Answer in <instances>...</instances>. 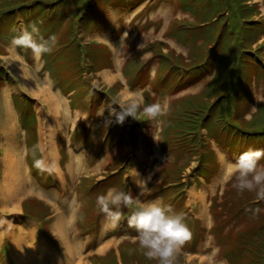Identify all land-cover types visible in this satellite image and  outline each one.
I'll return each instance as SVG.
<instances>
[{
	"label": "rangeland",
	"instance_id": "obj_1",
	"mask_svg": "<svg viewBox=\"0 0 264 264\" xmlns=\"http://www.w3.org/2000/svg\"><path fill=\"white\" fill-rule=\"evenodd\" d=\"M39 1L34 6L35 0H29L34 7L27 9V2L13 5L9 0H0V71H6L0 72V132L4 129L0 158H4L12 129L7 120L8 100L15 119V140L24 146L27 164L31 165L29 169L25 166L27 190L23 192H29L21 200V209L0 205V243L19 242L21 222L34 230L33 220L39 218L55 238L75 231L82 244L92 245L94 241L88 234L98 233L102 227L99 222L106 219L96 197L113 187L126 190L128 183L127 188H132V195L140 202L159 199L171 205L175 213L184 215L192 233L189 240L194 238L195 244L186 241L175 264H264V242L259 248L250 239L253 248L242 246L254 230L264 235V199L255 192L239 194L232 187L234 179L226 178L228 162L249 149H264V134H260L264 133V0L247 2V6L258 7L259 11L256 15L251 11L248 17L242 10L244 0H85L79 13L69 11L74 0ZM59 3L63 11L57 8L56 13L50 12ZM32 24L39 29L38 41L55 37L52 51L42 58H37L31 48L11 44L14 36ZM109 37L113 44L102 42ZM12 50L31 72L28 83L38 87L50 84L59 97L68 98V120L55 137L62 154L60 162L68 167L75 154L79 161L76 202L68 206L73 221L66 230H58L56 225L60 212L67 208L64 197L57 200L60 186L53 184L55 175L49 168L41 171L32 165L36 145L43 156L40 122L43 117L47 126L50 106L46 101L43 105L40 95L36 97L27 88L29 85L13 65ZM105 69L118 76L112 81L105 79ZM125 89L142 92L145 104L159 101L167 105L165 114L147 120L141 112L136 119L128 117L123 124L117 123L112 113L128 99ZM203 101L212 105L207 107L211 109L209 136L203 130L210 148L202 146L200 152H190L180 140L173 141L171 119L177 109L194 108ZM35 105L43 116L39 117ZM79 136H86L84 146L82 142L75 143ZM130 152L134 157L130 169L121 167ZM98 154L101 158L94 161ZM144 158L149 161H143L147 163L146 179L135 164ZM260 163L264 164V159ZM4 168L2 163L0 175ZM256 208L261 211L256 213ZM132 211L133 208L122 209L127 216ZM26 215L28 220L24 219ZM11 219L22 221L16 224V233L5 235ZM112 229L108 236L137 235L128 222ZM43 237L45 233L41 231L38 240ZM119 239L107 252L91 257L92 264H104L113 257L112 264H123L122 255L130 264H141L146 256L137 238ZM30 242L36 247L34 237ZM12 246L7 243L4 251L10 253ZM239 249L244 251L243 257ZM42 251L37 246L21 258L20 264L42 263ZM68 255H55L58 262L54 264H69ZM13 256L19 261L18 255ZM147 262L158 264L156 260ZM0 264L14 263L0 257Z\"/></svg>",
	"mask_w": 264,
	"mask_h": 264
},
{
	"label": "clouds",
	"instance_id": "obj_2",
	"mask_svg": "<svg viewBox=\"0 0 264 264\" xmlns=\"http://www.w3.org/2000/svg\"><path fill=\"white\" fill-rule=\"evenodd\" d=\"M39 29L35 24L23 28L14 36L11 44L15 47L31 48L35 56L42 58L52 51L55 37L36 38ZM139 97V98H137ZM167 105L159 101L145 104L143 94L133 93L119 104V110L113 109L117 123L123 124L128 117L136 119L143 113L147 120H156L165 114ZM38 148L39 146H35ZM264 149H249L239 155L234 162H228L226 178L234 179L232 187L239 194L255 192L257 197L264 199ZM34 166L44 169L42 159H35ZM100 211L105 214L112 228L118 227L123 218V208H133L127 222L137 232V240L144 255L158 264H175L176 256L183 245L191 238V229L185 222L183 214L175 213L171 205L156 199L147 203L140 202L131 191L109 188L96 197ZM260 208L255 212L259 213Z\"/></svg>",
	"mask_w": 264,
	"mask_h": 264
},
{
	"label": "bare ground",
	"instance_id": "obj_3",
	"mask_svg": "<svg viewBox=\"0 0 264 264\" xmlns=\"http://www.w3.org/2000/svg\"><path fill=\"white\" fill-rule=\"evenodd\" d=\"M12 52H13L12 57L14 58L12 59L13 65H16L14 67L17 73L21 74L23 80H25V83H27L30 86L29 87L26 84L27 88L29 90L32 89V91L37 94L35 95L36 97H39L40 95L43 105H46L45 104V101H46L50 106V111L46 112V117L48 119L47 126L44 127L43 117L40 122V138H41L40 145H41V149L44 152L46 160L48 159L51 162L54 159V163H55V159L56 157H58V151H57V146H56L57 142H56L55 137L58 135L57 134L58 131L64 128L66 120H68V109H69L68 98L66 96L65 97L61 96L60 98L59 95L56 93V91L52 89V86L50 84L49 86L45 85L44 87H41V86L38 87L37 84L28 83L27 78L29 77V75H31V72L28 69H26V64L24 66V63L20 61L19 55L14 53L15 52L14 50H12ZM15 59L18 62H16ZM116 76H118V74L113 75L110 72V70L108 69L104 70L105 79L112 81V79L115 78ZM37 87L38 89L36 90ZM25 90L27 91V89ZM130 91H131L130 89L124 90L125 97L129 98L130 94H133V93H130ZM63 102L65 103V106ZM6 106H7V116H8L7 120H8V123L11 124L12 129H11V135L7 138L8 148L3 153L4 158H0V165L3 163L5 166L4 170L2 171L0 175V186L3 189L4 188L7 189L11 193L12 199L10 202L14 205L13 209H17L15 198L23 194L24 193L23 191L26 190V189L24 190L25 184L27 181V178H26L27 172L25 168L26 155H25L24 146H21L19 143H17L18 140H15V133H14L15 129L13 127V125L15 124V119L12 114L13 110H12L11 102L7 100ZM35 108L37 110L39 117L43 116V113L40 111L39 106L35 105ZM44 131L46 132L44 133ZM0 135H2V139H3L4 129L1 130ZM48 142L49 144H47ZM0 149H1L0 151H2L1 141H0ZM193 197H194V194H193ZM189 203H191V201H189ZM62 214L63 213L60 212L59 214L60 218ZM71 219L73 220L72 214H71ZM19 221H22V220L21 219H15V220L11 219L8 221L7 232L9 234H13L15 232L16 224H18ZM60 226L63 227V224H60ZM20 232H21L20 241L17 242V244L15 245L16 246L15 249L17 252L19 251L18 253L19 255H21L22 257H25L30 252V245H31L30 239L35 235V231L31 229L30 224L26 228V226L23 225V222H21ZM110 244H111V241H110ZM108 246L109 245L102 246L99 249V251L105 252ZM79 248L83 249L84 245L79 243ZM42 249H43L42 251L43 260L41 261L42 263L40 264H54L58 262L57 261L58 259L56 258L55 253L51 250V247H49L45 242L42 243ZM73 254L74 253H71L72 256ZM194 255H197V254H194ZM32 263L34 264V262ZM75 264H86L85 257L82 256L81 258H79Z\"/></svg>",
	"mask_w": 264,
	"mask_h": 264
},
{
	"label": "trees",
	"instance_id": "obj_4",
	"mask_svg": "<svg viewBox=\"0 0 264 264\" xmlns=\"http://www.w3.org/2000/svg\"><path fill=\"white\" fill-rule=\"evenodd\" d=\"M9 1L10 2H8V3H11V4L13 3V5L18 4V3L24 4V3L27 2L26 3V4H28L27 5L28 6L27 9L28 8L32 9V7L36 6V4L41 3L39 0H35L34 6L31 7L30 4L28 3L29 0H9ZM84 1L85 0H74L73 3H71V5L69 7V11H74L76 13H79L81 11V9L83 8L82 5H83ZM248 1H250V0H244L243 4L245 3L246 5H244L242 7V10L246 13V17H248V15L251 14V11L254 12L253 13L254 15L259 14L258 7L255 8V7H253V5L247 6V2ZM43 4H44V2H43ZM10 5H7V6H10ZM44 6H45V4H44ZM61 6L62 5L59 3L58 5H56L52 9H50V12L54 11L56 13L58 11L57 8H59L60 12L63 11V8H61ZM240 6H241V4H240ZM222 7L225 8L223 2H222ZM239 8L241 9V7H239ZM0 12H1V10H0ZM2 12H4L3 8H2ZM71 33H72V35L74 34V25H73V27L71 29ZM76 46H77L78 52L80 54L79 47H78V45H76ZM212 49L213 48H211V51H212ZM202 66L203 65L198 64V67H202ZM207 66L208 65H206V67ZM0 72L6 74L5 70H2ZM205 96H207V95H205ZM221 96H223V95H221ZM189 102L193 103L192 101H189ZM210 106H212V105H210L209 103H206V102L203 101V102H200L197 105L194 104V106H193L194 108H190V109L187 108L184 111H182L180 109H177L176 112H174V117H172V119H171V121L173 122V126H172V135H173L172 137L174 139L173 141L179 142L177 140H180L181 143H183L187 147H189V148H187V147L184 146L190 152L194 151L196 149H199V152H200L201 151L200 147H202V146L204 148H207V146H209V138L203 135V130L206 129L207 135L209 136V130L207 131V121L210 118L211 109H208L207 107H210ZM33 116H34L35 122H37L36 116H35L34 113H33ZM260 134H264V133L260 132ZM201 139H203V141H201ZM116 142H117V140H116ZM208 148H210V146ZM213 155H214V153H213ZM33 157H34V159H36V158L39 159L40 158V152H39V150L37 148L34 150ZM203 158H204V154H201V159H203ZM120 176L122 177V175H120ZM119 182H120V180H119ZM119 185L121 186V183ZM173 186H175V184ZM173 186L169 187L167 189V191L169 192L170 190H172L171 188ZM250 200H252V199H250ZM250 200H248L245 203H248ZM262 202H264V200ZM258 205H260V203L249 205V208L252 207V206H258ZM24 209L26 211V208H24ZM173 211H175V210H173ZM255 231L256 230H254V232ZM254 232L251 235L248 236L247 242L242 245L243 247H245V248H247V247L253 248L251 246L252 241H249L250 239H252L254 242L257 243V246L259 248H261L260 244H261V242H264V239H262V238H264V235L261 234V230L260 231H256L255 234L258 237L255 238ZM189 242L190 243L192 242L193 244H195V239L192 238L191 240L188 241V243ZM239 252H240V255L243 257L241 252H244V251L239 249ZM112 253L115 255L114 251ZM122 257L125 259L123 264H130V263H128V259L125 257V255H122ZM113 258H109L106 261V263L104 262V264H112V259ZM95 260H97V259L95 258ZM148 260L149 259L147 257H144V259L141 261V264H148V262H147ZM156 263H158V262L156 261ZM114 264H117V263L115 262Z\"/></svg>",
	"mask_w": 264,
	"mask_h": 264
},
{
	"label": "crops",
	"instance_id": "obj_5",
	"mask_svg": "<svg viewBox=\"0 0 264 264\" xmlns=\"http://www.w3.org/2000/svg\"><path fill=\"white\" fill-rule=\"evenodd\" d=\"M130 93H132V92L130 91ZM61 96H63V95H61ZM61 96H60V98H61ZM56 146H57V151H58V157H56L55 163H54V159L51 161V166H50L49 169L51 170L52 174L55 175V176H52L54 178V182H57L58 185L60 186L58 188V190H57V193H58V195H57L58 197L57 198H60L61 196H63L64 197V203H66V208H67L64 211V213L62 214L61 219L59 220V222L56 223L57 229L58 230H66L68 228L67 224L68 223H72V221H73L71 219V215H70L68 206H69V204L71 202H74V203L76 202L75 193L73 191H70V189L68 187V186H71V182H73L74 186H75V182H76V179H77L76 178L77 177L76 176L77 172L75 170L74 171L71 170V164L72 163H79V161H77V157L78 156H77V154H75L76 158L72 157L68 167H66V169L64 170L62 168V166L60 165V157H62V154L60 153L61 150L58 148L57 143H56ZM67 163H68V160H67ZM44 165H45V159H44ZM25 166L28 167V164H27L26 160H25ZM28 169H29V167H28ZM26 178H27V173H26ZM138 187L142 188V186H138ZM27 192H29V191H26V193ZM26 193H23L20 196L15 198L18 210L21 209V200L23 199V197L26 196L25 195ZM0 199H1L0 200V205L11 204V202H10L11 199H12L11 193L7 189H5V188L3 189L1 186H0ZM47 199L49 200L48 197H47ZM55 201H56V199H55ZM33 223L35 225V229H34L35 235L33 237L35 239V245H36V247L39 246V250L40 251H42V243L45 242L49 247H51V250L55 253V255L61 254L62 252H65L67 254L68 253H81V254H83V251H84V248H85L86 245L83 244L84 245L83 249L79 248V243H81V236L75 234V231H74L73 235H71V233H70L69 237L71 238V243L68 244L65 241V239H64V240H61L60 247H58V245H56L52 241V238H55L52 235V233H54L52 230L49 233V236H51L52 238H50L47 235H45V237L41 238L40 241L38 242L37 241V237H38L39 226H38L37 223H35V222H33ZM101 223H102V227L100 229V233L98 235V240L96 242V252L105 253V252H107L109 250L110 246H112L115 243V240H117L118 238L117 237H112L110 239H107L106 238L107 233L110 230H113V229L110 226V222L107 219L102 220ZM60 224H63V227H61ZM15 233H16V231H15ZM3 234L8 235L9 233L7 232V230H5ZM89 237H90V240H91L92 238L95 237V235L90 234ZM56 238L57 239H63V237H56ZM119 240L121 241V239H119ZM110 241H111V244H110ZM120 241H118V242H120ZM72 242H73V244H72ZM9 243L11 244V246L14 244L11 247V251L18 254V252L15 249V247H16L15 245L17 244V242L16 243H12V241L9 240ZM38 243H39V245H38ZM4 245H5V241L3 243L2 242L0 243V253L3 250ZM33 245H34V243L30 245V251H34V248H36V247H33ZM104 245H109L106 248L107 250L105 252L99 251V249L102 246H104ZM60 248H61V251H60ZM73 249H75V250H73ZM21 258H23V257L21 256ZM78 259L79 258H75L74 260L70 259L69 263L70 264H75ZM85 262H86V264L87 263L90 264V261L87 258H85Z\"/></svg>",
	"mask_w": 264,
	"mask_h": 264
}]
</instances>
